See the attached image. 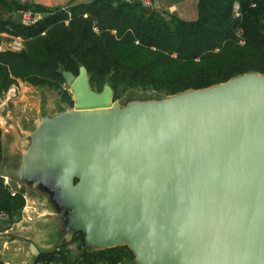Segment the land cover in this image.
<instances>
[{
  "label": "water",
  "instance_id": "water-1",
  "mask_svg": "<svg viewBox=\"0 0 264 264\" xmlns=\"http://www.w3.org/2000/svg\"><path fill=\"white\" fill-rule=\"evenodd\" d=\"M63 76L74 109L43 119L38 159L56 161L64 192L69 179L90 247L129 244L139 264H264V74L124 114L85 67ZM24 174L0 161L11 190Z\"/></svg>",
  "mask_w": 264,
  "mask_h": 264
},
{
  "label": "trees",
  "instance_id": "trees-1",
  "mask_svg": "<svg viewBox=\"0 0 264 264\" xmlns=\"http://www.w3.org/2000/svg\"><path fill=\"white\" fill-rule=\"evenodd\" d=\"M117 3V4H116ZM240 5L241 15H234ZM0 32L22 36V51L0 52V96L19 81L62 91L71 107L75 102L64 89L65 71L88 70L92 89L110 85L116 97L133 89L171 96L213 87L248 73L264 74V0H199L198 18L167 20L137 1L94 0L49 9L0 0ZM42 13L36 24L25 25L17 11ZM7 15V16H6ZM45 33V34H43ZM4 157L0 126V161ZM25 191L13 195L0 176V210L20 218ZM84 241V235H80ZM128 246L85 250L72 259L59 248L42 253L46 264H136ZM0 264H7L0 259Z\"/></svg>",
  "mask_w": 264,
  "mask_h": 264
},
{
  "label": "crops",
  "instance_id": "crops-1",
  "mask_svg": "<svg viewBox=\"0 0 264 264\" xmlns=\"http://www.w3.org/2000/svg\"><path fill=\"white\" fill-rule=\"evenodd\" d=\"M93 1L31 0L30 4L49 9H62L66 6L88 4ZM198 1L152 0L154 5L152 10L159 12L167 20L179 18L192 21L198 18ZM0 7L2 6L0 5ZM0 40L8 41L9 38L4 36ZM14 86L20 88L19 96L5 110L0 111V126L3 129L4 145L3 160L5 165L10 168L19 169L21 166L25 168L24 177L19 183L21 190L25 191L27 202L20 218L0 222V259L7 264H34L42 253L52 252L59 248L67 250L72 259L77 258L85 250H102L103 248L99 246L90 247L88 245L87 233L84 229L72 228V223L79 222L84 218V215L83 213L80 214L76 207L68 208L74 201L70 200L74 194L69 179L64 182L66 185V191L64 192V187L60 185L62 183L60 179L62 178L54 168L56 167V161H41L40 158L38 159L39 155L42 154L40 127L43 119L45 117L53 118L63 112L70 111L72 107L70 109L69 107L60 109L50 115L41 113L38 106V93L43 87H36L23 81H19ZM64 89L71 92L66 84ZM21 116L25 117L24 122H20L19 117ZM8 137L10 140L12 138L15 140L14 155L8 153V144L5 143V139ZM5 180L7 183V178ZM80 182L79 178H75L72 188L77 187ZM78 209L83 210V207H78ZM38 223L42 224V227L47 231L50 230V225L53 226L58 238L56 244L50 245L45 237L32 233L35 224ZM81 234L84 235V241L80 239ZM38 240H43L45 244L40 246ZM33 245L40 252L38 256L34 254ZM122 246H128L132 250L129 244H122ZM134 261L139 264L136 257Z\"/></svg>",
  "mask_w": 264,
  "mask_h": 264
},
{
  "label": "rangeland",
  "instance_id": "rangeland-1",
  "mask_svg": "<svg viewBox=\"0 0 264 264\" xmlns=\"http://www.w3.org/2000/svg\"><path fill=\"white\" fill-rule=\"evenodd\" d=\"M70 93L73 96V92L71 91ZM166 97H169V96H165V97L158 96V94L152 90L133 89V90L124 92V94H122L121 97L120 96L116 97L114 93V103H117L118 105H120V113H123V114L127 113L128 111L133 112L139 107H142V109L144 110L143 113H145V112H148V109L146 108L147 106H145V104L147 103L149 99H151V101L153 99H156V101L157 100L161 101L160 99H164ZM63 100L65 99L62 95V92H58L56 90H50V89H43V88L39 90L38 106H39V109L41 110V113H46L50 115L51 113H55L56 111L63 109V108L69 107L70 109L71 105L69 104V102H67L66 100L65 101ZM139 105H142V106H139ZM71 109H74V106ZM19 118H20L19 119L20 122H24L26 120L25 117H22V116ZM14 141L15 140H13V138L10 140L9 137L5 139V143L8 144V148H9L8 153L10 155L15 154ZM102 223L100 222L99 226L100 225L102 226ZM50 227H51L50 230L48 229L47 231V229L42 227V224L38 223V224H35V228L32 230V233L45 237L48 241V244L50 245L56 244L57 239H58L57 234L53 230V226L50 225ZM97 240H100V238H98ZM38 244L40 246H43L45 243L43 242V240H38Z\"/></svg>",
  "mask_w": 264,
  "mask_h": 264
},
{
  "label": "built area",
  "instance_id": "built-area-1",
  "mask_svg": "<svg viewBox=\"0 0 264 264\" xmlns=\"http://www.w3.org/2000/svg\"><path fill=\"white\" fill-rule=\"evenodd\" d=\"M21 3H30L31 0H16ZM140 2L145 8L152 9L154 7L152 0H133ZM62 10L68 13L69 19L66 20V23H69V20L72 17V13L70 11V7H63ZM17 15L20 17L21 22L25 25H33L36 24L39 20L43 18L42 13L34 12L30 9H21L17 11ZM234 15L239 17L241 15L240 5L238 3L234 6ZM45 34V33H43ZM7 37L8 41L0 42V52L11 50L15 52L22 51L26 46V39L22 36H12L6 33L0 32V38ZM20 94V88L18 86L11 87L6 93L0 96V111L5 110L7 106H9L12 102L16 100V98ZM13 195L17 192L13 191ZM12 219L11 214L8 211L0 210V222L10 221ZM7 231V230H5ZM35 264H46L42 261H37Z\"/></svg>",
  "mask_w": 264,
  "mask_h": 264
}]
</instances>
